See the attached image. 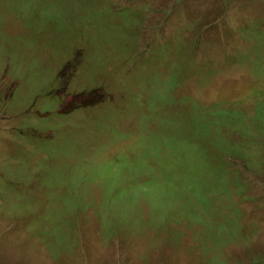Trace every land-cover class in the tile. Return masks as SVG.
Here are the masks:
<instances>
[{
	"label": "rangeland",
	"instance_id": "obj_1",
	"mask_svg": "<svg viewBox=\"0 0 264 264\" xmlns=\"http://www.w3.org/2000/svg\"><path fill=\"white\" fill-rule=\"evenodd\" d=\"M6 14L28 56L9 66L0 45V264H264V0H11ZM163 87L187 100L172 108ZM180 122L198 135L147 148ZM172 150L182 182L138 170Z\"/></svg>",
	"mask_w": 264,
	"mask_h": 264
},
{
	"label": "trees",
	"instance_id": "obj_2",
	"mask_svg": "<svg viewBox=\"0 0 264 264\" xmlns=\"http://www.w3.org/2000/svg\"><path fill=\"white\" fill-rule=\"evenodd\" d=\"M11 0H4V2L1 3L0 1V45H4L5 48L7 49V52H8V59H7V63L9 66H11L12 63H15V62H12L11 63V59L15 60V61H18V63L21 61V60H25L23 57L25 56H28V54L26 52H17V48H16V45L17 44H12L11 43V38L9 37V35L7 34L6 32V24H5V21L7 19V14H6V5L7 3H9ZM102 2V1H101ZM100 2V3H101ZM48 14H50L48 12ZM27 41V45L29 47V45L31 44L32 46H35V44L37 45H42V42L37 38V35L33 34L32 37H30L29 39L26 40ZM196 47L197 49L199 50L201 47H203L202 43L199 42L197 40L196 42ZM23 50H27L29 53V49H23ZM31 54V53H30ZM179 79L180 77L179 76H174L172 81L170 82L169 84V87L172 91L176 90L178 88V82H179ZM162 90L166 91V93L170 96L169 99H168V103L169 106H171L172 108H174L175 106L178 107L180 103L184 102V100L186 101L187 99H184V100H176L174 95L170 94L169 93V90H165V88H161ZM160 89V90H161ZM159 90V91H160ZM158 91V92H159ZM157 98L158 100L161 99V97L159 96V94L157 95ZM263 106H261L262 108ZM200 114H191V118L193 119V122H192V125L196 127V129L198 128H203L205 130H207V134H210L211 133V125H209L208 123L209 122H204V120L208 121V118L205 116V112L202 111V109H200ZM174 113H179V112H174ZM215 116H216V119H218L221 123H224V124H242V123H239L238 121L241 120L242 122L244 121L243 119V116L239 117L237 115H232L233 112H225V111H222V110H218V109H215L214 110V113H213ZM263 111L261 109V113L259 115V119L264 121L263 118ZM176 118H181V115L180 114H177L176 115ZM228 119V122H223L222 119ZM160 127L161 125L158 127V130H160ZM188 126L187 125H183V122H180V124H177L175 125V127H173V129H170V133L172 136L171 139L167 140V139H163L161 141H155L156 144H148L147 145V148H151L152 151L153 149L156 147L158 149V155L159 153L161 152L160 150V147L168 144V147L171 148L172 146H178L179 145V141H178V134H180L181 132L187 130ZM194 127L187 130L188 132V135L193 137L194 135H198V134H194ZM199 131V129H198ZM158 136L159 137H163L162 136V132H157ZM222 145V144H220ZM185 150H177V151H174L172 150V152H170V155L166 156V158H164V160L159 164V166L157 168H155L153 165H151L150 163H145V165L142 163V160L139 159L137 160V162L139 163V168L138 170L139 171H142L145 169L146 172L148 173H152V174H158L160 179L164 178V176H166L167 174L169 173H173V172H176V179L178 182H182L183 180V176H184V172L185 170L181 167H178L177 166V162L176 160L177 159H181V155L182 153L184 152ZM69 152L68 150L64 149L60 152H57V153H54L53 155L49 153L48 157L49 158H58L60 156H69ZM194 152H203L205 153L207 156H208V163L209 165L211 166V169H210V173L212 174L213 172H216V171H219L222 169L221 166H216L215 165V159H214V155L210 154L209 152H206V151H194ZM71 153V152H70ZM159 157V156H157ZM120 159L118 160L117 164L115 165V162L112 163V164H109L110 167L112 168V170H115L118 166V163H119ZM186 161L187 162H191V163H197L199 162V158L198 157H194L193 154L189 157V158H186ZM41 165H37V168L40 167ZM29 168V166L26 167L25 170L22 171V173H20L17 177H21L22 174H25L27 172V169ZM43 169V167L41 166L40 169L38 170L39 172ZM228 171L229 169L226 168ZM28 171H32V168L31 170H28ZM63 170L61 171H58L56 170V172H59L61 173ZM230 172V171H229ZM154 176V175H153ZM99 178H96V179H93V180H97ZM157 180V179H156ZM178 182H176V184H178ZM66 183V179L64 180V183L60 182V183H56V182H53L50 178V184L49 186H56V185H59V184H65ZM232 179L230 178V187L232 186ZM6 188H10V186L8 185ZM5 190V188L3 189V191ZM2 191V193H3ZM4 194V193H3ZM5 195V194H4ZM7 196V195H5ZM185 196L186 197H189V193L188 192H185ZM10 198L12 197H8L7 196V200H9ZM240 200L242 201V195L240 197ZM185 205H186V202L183 201L181 198L179 199L177 205H176V208L177 209H183L185 208ZM13 212L15 215H18V214H22V211L20 209V206L19 204L18 205H15L14 208H13ZM176 216L177 215H183L181 214L180 212H175ZM191 214V213H190ZM189 215V214H187ZM187 215H184V216H187ZM170 218H173L171 217V215H169Z\"/></svg>",
	"mask_w": 264,
	"mask_h": 264
},
{
	"label": "clouds",
	"instance_id": "obj_3",
	"mask_svg": "<svg viewBox=\"0 0 264 264\" xmlns=\"http://www.w3.org/2000/svg\"><path fill=\"white\" fill-rule=\"evenodd\" d=\"M190 215V214H189ZM189 215H187V216H189Z\"/></svg>",
	"mask_w": 264,
	"mask_h": 264
}]
</instances>
